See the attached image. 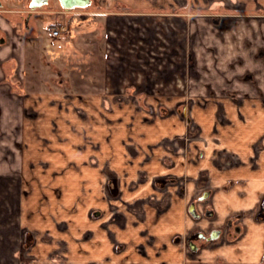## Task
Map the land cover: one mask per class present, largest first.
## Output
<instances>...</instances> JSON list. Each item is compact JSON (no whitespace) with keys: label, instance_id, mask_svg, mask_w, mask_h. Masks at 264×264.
<instances>
[{"label":"crops","instance_id":"1","mask_svg":"<svg viewBox=\"0 0 264 264\" xmlns=\"http://www.w3.org/2000/svg\"><path fill=\"white\" fill-rule=\"evenodd\" d=\"M18 1L0 0V177L20 182L21 254L34 264H264V23L238 26L247 33L236 46L212 32L221 58L232 45L247 51L246 73L216 74L217 93L182 108L179 96L144 98L142 85L111 88L102 57L101 72L81 68L82 32L111 45L103 25L54 36V22L24 16L33 0ZM230 1L238 9L216 12L264 13V0ZM118 3L127 50L159 34L189 44L191 11L175 0L104 1Z\"/></svg>","mask_w":264,"mask_h":264},{"label":"rangeland","instance_id":"2","mask_svg":"<svg viewBox=\"0 0 264 264\" xmlns=\"http://www.w3.org/2000/svg\"><path fill=\"white\" fill-rule=\"evenodd\" d=\"M10 1L13 4L19 2L18 0L16 2L14 0ZM104 1L91 0L86 6L74 7L67 10L62 6L60 0H43L37 7L30 6L27 3L26 7L28 9L24 13V16H28V11L32 10L31 12L33 13L31 14L37 15L35 20L40 27L45 26V20L50 21V23L54 22L53 24H64L66 27L69 25L75 26V24L79 23L80 25H84V27L92 26L93 24L96 26L103 25L104 32L110 33L109 41L111 45L108 47L105 45L104 48H107V50L103 51L100 47L104 41L102 38L98 39L92 34L82 32V37L78 40V42L84 43V51L82 52L84 62L81 68L85 72L88 67L89 69L101 72L102 64H98V62L102 57L104 62L108 60L110 63L108 74L111 77V88L118 89L130 84L142 85L144 87V98L147 93H156L159 96L162 94L174 95L170 98H178L179 96L180 103L178 105L180 107L183 105L187 107L189 102L190 106H193L196 99L199 98L198 95L204 96L206 94L217 93L215 86H220V84L215 80L216 74L236 75L238 73H246V65L243 63L248 58V55L245 54L247 51L240 50L239 54L235 53L236 47L232 45V47L225 50L227 51L225 55L228 53V56L221 58L219 56L220 49H216L218 47L215 43L214 33L219 39L232 42L236 46V41L245 39L247 33L241 32L240 25L245 24V22H250V24L264 23L263 12L247 15L237 13V11L232 12V10H228L225 13L216 12L217 9L220 10L222 7L238 9L236 5H231L230 0L222 3L223 5L215 3L214 0H190V2L175 0V3L179 5L173 9L179 12L182 9H190L191 11L184 15V28L186 29L191 24L189 44H186L184 49L172 48L171 45L173 43L169 34L168 36L159 34L157 38L154 36L149 41H143L142 47L134 52L127 50L128 47L127 49L124 48V42H129L131 39L129 37H132L129 33L130 29H126V32H124V28H119L122 25L128 24V20H130L129 18L119 16V11L126 8V6L124 3H118L109 9L104 5ZM182 4H184L183 7ZM71 11L75 12L71 13ZM180 16L183 17L182 14ZM141 17L137 18L142 20L139 23L137 22L139 25H145L147 21L154 20L153 17ZM133 18L131 20H134ZM180 22L182 21L180 20ZM213 31L214 33H212ZM174 40L180 41L182 38L175 36ZM177 43L175 42L174 44ZM167 46L169 47L167 48ZM231 54H234L232 56L234 63L230 61ZM88 57L92 58L90 65L87 62ZM227 61L228 63L225 64L224 62ZM17 66L15 67L16 72H18ZM13 70L14 68L11 69V73H13ZM256 72L260 73L262 70L260 69ZM8 84L14 90V93L21 91L20 84H22V81L20 76L14 77ZM183 98L185 99L184 101H182ZM7 101L9 100L7 99ZM151 107L149 106L150 111H152ZM180 114L183 115V112ZM5 119L6 114L0 112V122ZM184 119L194 123L191 113L187 114L185 112ZM6 127V123L0 126V139L2 138L3 140L0 152H3V149L7 148L6 138L8 134L6 133ZM8 185L11 187V192L6 191ZM19 185L18 178L0 177V264H34L30 261L29 257L21 254L23 249V232L17 224L19 212L18 198L21 196V193H18ZM210 210L209 205H207L201 210V213L208 215ZM227 235L231 238V231ZM14 250L18 255L16 258L12 256Z\"/></svg>","mask_w":264,"mask_h":264},{"label":"water","instance_id":"3","mask_svg":"<svg viewBox=\"0 0 264 264\" xmlns=\"http://www.w3.org/2000/svg\"><path fill=\"white\" fill-rule=\"evenodd\" d=\"M43 0H33L32 6L37 7L42 3ZM62 6L66 9H72L74 7H83L88 5L91 0H60Z\"/></svg>","mask_w":264,"mask_h":264},{"label":"built area","instance_id":"4","mask_svg":"<svg viewBox=\"0 0 264 264\" xmlns=\"http://www.w3.org/2000/svg\"><path fill=\"white\" fill-rule=\"evenodd\" d=\"M1 18H2V12L0 11V20H1ZM65 27L66 26L64 24H60V23L54 24L53 27H52L53 35L54 36H60L63 33ZM152 110H153V108H152Z\"/></svg>","mask_w":264,"mask_h":264}]
</instances>
